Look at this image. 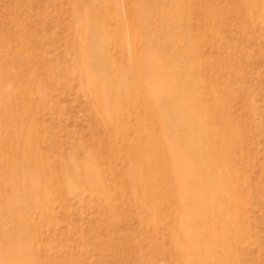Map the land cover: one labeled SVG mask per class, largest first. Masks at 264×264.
<instances>
[{"label": "rangeland", "instance_id": "obj_1", "mask_svg": "<svg viewBox=\"0 0 264 264\" xmlns=\"http://www.w3.org/2000/svg\"><path fill=\"white\" fill-rule=\"evenodd\" d=\"M87 2L0 0V95L11 92L13 84L28 88L20 103L9 98V111L0 113L4 256L11 264H264V0H188L176 8L161 2L165 15L149 14L157 34L163 18L169 21L166 37L175 41L170 51L182 57L184 68L195 70L196 94L204 102L218 98L227 118L226 143L214 146L226 156L229 166L223 165L232 170L233 180L229 194L220 190V198H209L202 209L189 203L174 206L167 188L158 203L143 206L127 183L126 154H109L102 142V133L114 137L116 132L102 126L80 90L82 73L74 61ZM137 2L148 0L106 5L107 55L114 66H131L142 54V47L133 49L131 34L138 28L129 9ZM184 33L194 48L185 47ZM28 68L35 74L30 76ZM10 112L25 117L13 122ZM154 127L164 142L161 126ZM136 138L128 130L123 141L114 139L113 144L127 146ZM92 153L100 190L91 189L86 179L84 166ZM214 154H202L211 175ZM36 158L41 167L32 165ZM38 168L48 173V181L41 180ZM153 172L158 187L147 189L156 193L167 187L168 178ZM27 179L32 183L28 187ZM20 195L26 197L20 200ZM194 209L207 215L197 226L206 228L208 237L199 236L188 253L182 226ZM222 209L232 210L224 216L218 214Z\"/></svg>", "mask_w": 264, "mask_h": 264}, {"label": "bare ground", "instance_id": "obj_2", "mask_svg": "<svg viewBox=\"0 0 264 264\" xmlns=\"http://www.w3.org/2000/svg\"><path fill=\"white\" fill-rule=\"evenodd\" d=\"M161 2H168L176 8L188 0H148L146 3L137 2L135 7L130 8L129 11L134 14L133 25L138 28L131 32L133 49L137 46L142 47V54L133 58L131 66L122 64L114 66L113 59L107 55L110 40L104 28L106 5L112 6L111 0H88L87 6L83 9V20L78 26L82 36L76 42L74 59L75 67L77 66L76 68L82 73L79 77V88L98 114L102 126L105 128L112 126L111 128L115 130L114 137L104 132L101 139L106 144L109 154L118 152L126 154L129 172L128 175L126 174L127 183L135 190V200L149 207L158 203L167 188L171 191L169 194L172 196L171 203L174 202V206L180 207L189 203L196 205L197 207L193 206L195 209L206 208L209 206L206 205L209 198L214 200L220 198L218 196L220 190H227L229 194L228 184L233 180L232 170L225 166H229L226 156L217 152L214 146L217 141L221 145L226 143L223 129L227 118L218 98L204 102L196 94L195 70L191 67L184 68L182 57L170 51L175 41L166 37L170 31L169 21L166 18L161 22V34L156 33L149 14L161 12L165 15ZM112 16L117 19L116 13ZM182 39L185 47L194 48L188 33H184ZM186 53H189V50H186ZM27 71L30 76L36 72L33 68H28ZM27 93V86L20 87L19 84H13L11 92L5 91L4 97L0 95V113L6 114L8 110L6 102L9 98L20 103L23 95ZM24 110L29 112L26 108ZM8 115L13 122L25 117V114L17 115L15 112H10ZM156 123L161 126L159 133L162 134L164 142L161 140L159 142V137L154 132ZM128 130L135 131L137 135L135 140L127 143V146L113 144L114 139L123 141ZM27 131L31 130L27 129ZM26 138L27 144H23L28 146L30 142L28 133ZM205 151L216 153L214 160H209L214 175L205 168L202 155ZM157 156L161 157L162 163H159ZM96 157L95 154H90L84 168L86 179L91 180L89 183L91 189L100 190L102 189L100 174L93 165ZM32 163L38 167L42 164L38 158ZM38 170L41 180L48 181V173L40 168ZM153 171L162 172L168 178L167 185L166 181L164 182L167 187L161 186L157 191L155 189L156 193H151L147 189L148 185L152 187L156 185ZM33 179L35 180V178L31 180ZM27 180L25 185L28 187L32 183ZM101 191L106 193L105 189ZM23 197L26 196H18L19 199ZM210 207L213 208L211 205ZM195 209L188 214L185 225L182 226L185 249L188 253L192 249L194 251L199 242L197 238L203 235L205 237L206 232V228L198 227L197 222L199 219L201 223L202 221L205 223L207 215L203 210ZM211 209L208 211L211 212ZM230 210L232 209L228 211ZM224 211L225 209L221 213L217 212L225 216ZM232 222L236 223V220ZM228 229L226 231L231 230ZM2 246L3 244L0 245V264H11L8 256H4L5 246ZM192 262L195 260L192 259Z\"/></svg>", "mask_w": 264, "mask_h": 264}]
</instances>
